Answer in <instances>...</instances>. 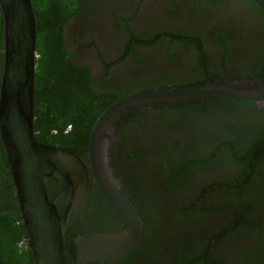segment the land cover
I'll return each instance as SVG.
<instances>
[{
  "label": "flooded vegetation",
  "instance_id": "obj_1",
  "mask_svg": "<svg viewBox=\"0 0 264 264\" xmlns=\"http://www.w3.org/2000/svg\"><path fill=\"white\" fill-rule=\"evenodd\" d=\"M77 1V13L64 25V44L78 51L76 59L91 66L95 88L107 96L106 109L131 93L159 85L196 83L206 77L243 83L264 81V11L254 0ZM1 76L2 71L0 83ZM210 98L129 109L112 130L111 124L106 130L110 173L144 218L142 241L147 237V242L155 240L157 244L158 240L161 248L159 258L151 264H166L178 257L180 251H209L212 246L220 264H231L234 254L227 257L224 239L231 243L228 246L236 247L232 242L242 240L254 245L253 239L258 237L259 228L247 224H243L238 235L233 231L226 237H218L236 221L235 208L223 204L211 214V210H216L215 204L224 200L221 192L214 193L206 203L197 201L198 206L186 217L176 207L185 209L194 201L167 196L202 187L212 191L220 186L224 189L227 183H244L233 177V170L235 173L243 170L238 165L243 158L248 161V151L252 158L257 157L255 150L264 151V102ZM204 100L209 102L207 106L198 103ZM216 136L222 143L235 144L236 153L221 151L216 156L221 148L219 144L216 146L219 142ZM178 145L185 147L183 153ZM0 146L5 159L0 210L9 212L13 208L17 212V218L11 219L14 226L20 225L23 230L16 246L21 254L23 250L29 251L25 246V228L1 143ZM88 146L89 138L87 151ZM87 151L77 155L86 159ZM125 155L131 157L129 162ZM180 156L192 161L207 158V166L205 169L192 166L185 180L178 183L164 180L161 171L169 163L179 164ZM252 164L247 166L250 172ZM44 186L52 200L64 183L48 177ZM91 187L86 212L72 225L71 234L122 228L96 185L92 183ZM248 218L254 221L253 214ZM166 227L171 232L166 234ZM138 248L120 259L99 264H148L146 260L151 259L146 248L144 253H137ZM236 249L248 247L240 244ZM11 262L33 264L31 252L25 262ZM209 262L207 259L206 264Z\"/></svg>",
  "mask_w": 264,
  "mask_h": 264
},
{
  "label": "water",
  "instance_id": "obj_2",
  "mask_svg": "<svg viewBox=\"0 0 264 264\" xmlns=\"http://www.w3.org/2000/svg\"><path fill=\"white\" fill-rule=\"evenodd\" d=\"M264 11V0H254ZM3 68L0 143L25 228L33 264H99L120 259L141 244L144 218L108 166L107 129L129 109L187 103L210 97L264 102V81L211 80L166 84L131 93L104 110L92 128L86 159L41 142L34 130V73L39 54L31 0H0ZM109 130V129H108ZM63 189L49 200L45 179ZM94 183L121 222L117 231L71 234L86 212Z\"/></svg>",
  "mask_w": 264,
  "mask_h": 264
},
{
  "label": "trees",
  "instance_id": "obj_3",
  "mask_svg": "<svg viewBox=\"0 0 264 264\" xmlns=\"http://www.w3.org/2000/svg\"><path fill=\"white\" fill-rule=\"evenodd\" d=\"M31 2L36 21V42L39 54L34 73L35 138L60 145L81 156L87 151L88 138L96 116L107 107L105 104L107 96L99 93L100 90L95 88L94 81L91 80V66L76 59L75 57L79 55L78 51L66 48L64 44V25L67 19L77 13L78 1L31 0ZM2 37L0 14V74L2 71ZM219 99V97L210 98L211 101ZM198 103L207 106L209 102L204 100ZM180 105L185 104H176V106ZM203 109L208 110L209 108ZM216 140L217 142L219 140L216 146L218 144L221 146L216 156L221 151L236 153L235 144L225 143V141L222 143V140L217 136ZM178 148L180 153H183L185 147L178 145ZM259 150H255L257 157L254 156L253 158L250 151L246 153L249 159L246 161V158H243L242 163L238 165L243 168L240 173H235L233 170V177L242 179L244 183H227L224 189L220 186L212 191L202 187L193 192H178L173 196L167 193L169 198L177 197L178 200L189 198V201H194L193 204L188 205V208L176 207V210H179L183 217H186L189 211H194L195 206H198L197 201L206 203L208 199H212L210 197L214 193L221 192L225 196L224 200L227 197L228 199L223 200L221 204H215L216 210H211L209 206V213L211 210V214L215 213L213 211H217L222 204L229 209L235 208V223L221 231L218 237H226V234L229 233L230 235L233 231L237 235L240 234L243 224L259 228L257 242L254 245H251L252 243L247 245L245 241L238 240L233 242L236 247L226 246L228 250H237L233 253L231 264H264V151L261 148ZM126 154L128 153L126 152ZM125 156L129 162L131 157ZM179 160L180 163L177 165L169 163L167 168L164 167L161 171L164 180L168 179L170 182L175 180L178 183L180 180H185L190 172L189 168L192 166L201 169H205L207 166V158L201 161L193 160L195 163L192 159L181 156ZM252 162L254 163L252 164ZM249 164H252L251 172L247 170ZM4 173L5 159L0 146V185L5 183ZM251 214L254 215V221L248 218L249 216L251 218ZM14 217L17 218V212L13 208L9 209V212L0 210V264H15L11 261L25 262L29 257L27 250H23L21 254L17 253V242L23 236V230L20 225H13L12 219ZM72 234L75 233L72 232ZM147 241L148 239L145 237L137 253H144L146 248V254L151 259L146 260V263L151 264L156 262L155 258H159L161 248L158 244L154 245L152 241ZM240 244L247 246L248 249H236ZM211 248L209 251L206 249L192 250L193 252L189 251L188 253L180 251L179 256L173 258L172 261L166 263L164 260L163 262L166 264H206L207 259H209V264H220L219 255L216 258V249L212 252ZM231 255L232 253L228 254V256Z\"/></svg>",
  "mask_w": 264,
  "mask_h": 264
},
{
  "label": "rangeland",
  "instance_id": "obj_4",
  "mask_svg": "<svg viewBox=\"0 0 264 264\" xmlns=\"http://www.w3.org/2000/svg\"><path fill=\"white\" fill-rule=\"evenodd\" d=\"M165 232H166V234L167 233H169V232H171V230H170V228H168V227H166V229H165ZM165 234V235H166ZM254 240V242H257V238H255V239H253ZM154 242V245H156L155 244V240H153ZM163 242H165V239H163ZM233 243V242H232ZM157 244H158V240H157ZM231 243L228 241V239H224V241H223V246H224V249H226V246H228V245H230ZM235 252H237V250H228L227 249V257H228V254L229 253H235Z\"/></svg>",
  "mask_w": 264,
  "mask_h": 264
},
{
  "label": "clouds",
  "instance_id": "obj_5",
  "mask_svg": "<svg viewBox=\"0 0 264 264\" xmlns=\"http://www.w3.org/2000/svg\"><path fill=\"white\" fill-rule=\"evenodd\" d=\"M120 117H121V116H120ZM120 117H119V118H120ZM119 118H118V119H119ZM117 121H118V120H117ZM117 121H116V122H117ZM116 122H115V123H116ZM115 123L113 124V126L115 125Z\"/></svg>",
  "mask_w": 264,
  "mask_h": 264
}]
</instances>
